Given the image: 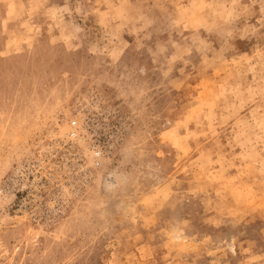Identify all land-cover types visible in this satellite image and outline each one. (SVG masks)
<instances>
[{
    "label": "rangeland",
    "instance_id": "374dc122",
    "mask_svg": "<svg viewBox=\"0 0 264 264\" xmlns=\"http://www.w3.org/2000/svg\"><path fill=\"white\" fill-rule=\"evenodd\" d=\"M0 264H264V0H0Z\"/></svg>",
    "mask_w": 264,
    "mask_h": 264
}]
</instances>
